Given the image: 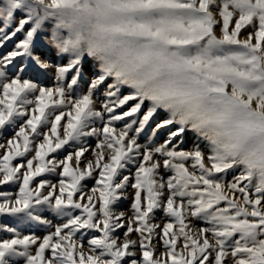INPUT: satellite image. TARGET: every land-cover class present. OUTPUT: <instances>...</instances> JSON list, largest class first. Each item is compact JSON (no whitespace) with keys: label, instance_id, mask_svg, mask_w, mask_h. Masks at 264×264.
<instances>
[{"label":"snow or ice","instance_id":"obj_1","mask_svg":"<svg viewBox=\"0 0 264 264\" xmlns=\"http://www.w3.org/2000/svg\"><path fill=\"white\" fill-rule=\"evenodd\" d=\"M21 4L0 39L24 32L0 57V217L45 233L0 222V264H264V0H7L5 18ZM43 19L73 53L52 87L24 78L40 56L13 63ZM84 55L98 74L74 95Z\"/></svg>","mask_w":264,"mask_h":264},{"label":"rangeland","instance_id":"obj_2","mask_svg":"<svg viewBox=\"0 0 264 264\" xmlns=\"http://www.w3.org/2000/svg\"><path fill=\"white\" fill-rule=\"evenodd\" d=\"M0 3H2V6H0V39L3 38L4 35L7 33H10L14 30L15 24L18 23L19 18L22 14H25V6L21 4L18 8L12 9L13 16L7 17L3 15L8 11L7 7V0H0ZM32 25L29 24L28 27H31ZM55 34V29L53 27L52 21L48 19H43L40 21L39 26L37 27V30L34 34L33 40L29 44L28 51L25 53L24 57L20 58H14L13 63L14 64H27V60L31 58L32 55L40 56L42 59V62L48 63L52 65V69H39L35 66H32L31 70L24 73V78H30L33 82H36L40 84L41 86H48L52 87L55 85V72L54 68L55 66H64L66 63L69 62L70 58L73 56V53L71 51H61L59 46H53L49 37V33ZM24 32L17 33L14 35L11 39L6 40L4 43L0 44V57H3L6 55L9 51L14 50L15 44L19 42L20 39H23ZM11 67V66H8ZM81 69V75L78 80V84L74 86V95L76 94H86L87 93V87L90 84V81L94 78L95 75L98 74V63L93 58L87 57L84 55L82 57L81 64L79 65ZM75 74V73H71ZM71 74H66L65 81L70 80ZM10 77V74H9ZM107 83H111V80L109 79L104 85H102L94 94V99L96 101L95 106L97 108L100 107L101 102L104 101L105 97L103 95ZM129 91L128 88H124L122 90L123 93H127ZM130 106V105H129ZM147 108V104H145V109ZM126 110V109H125ZM143 115V111L140 113V116ZM166 113L163 111H158V113L153 117L150 124L146 127L143 135L141 136V143H144L148 137L151 135V129L155 127L156 123L166 118ZM167 134V130H161L157 136H156V142L160 143L163 141ZM11 132L8 130H5L3 133L4 138L10 137ZM94 139V138H93ZM184 149L188 150L191 149L195 145H199L202 148L204 147V144L206 143L201 138H199L194 132L188 131L186 135L184 136ZM235 173L230 172L227 176L228 179L232 178V175ZM44 178L51 179L55 181L57 177L55 176H48L47 174H43ZM88 188H90L93 185V181L87 180L86 181ZM0 190H15L14 186H9L6 188H0ZM133 195V190L131 187L127 189L126 196L127 198H122L116 205L115 210L116 211H123L125 212L126 216H131V198ZM163 213L161 211H156L155 213V222L160 223L161 226L164 222L163 219ZM49 219L53 220V223L55 224L58 222V218H54L53 215L48 216ZM14 218L12 217H0V222H9L11 223V226L16 227L18 231L22 232L23 234H31L36 233L37 235L42 236L45 233V229L43 227H40L36 225L34 222L25 223V224H16L14 222ZM197 226L201 223L200 221H195ZM6 236V234H4ZM117 235L120 236L121 240L123 239V234L121 230H118ZM88 234L85 233L84 241L85 245L87 243ZM135 239V236H133ZM162 248L157 249V253L162 251ZM137 254L139 255V250L137 249ZM22 264V261L20 262ZM228 264H232L231 259H229Z\"/></svg>","mask_w":264,"mask_h":264},{"label":"clouds","instance_id":"obj_3","mask_svg":"<svg viewBox=\"0 0 264 264\" xmlns=\"http://www.w3.org/2000/svg\"><path fill=\"white\" fill-rule=\"evenodd\" d=\"M45 3H50V0H44ZM52 23H55V20H52ZM52 45L55 47V44L51 41Z\"/></svg>","mask_w":264,"mask_h":264}]
</instances>
